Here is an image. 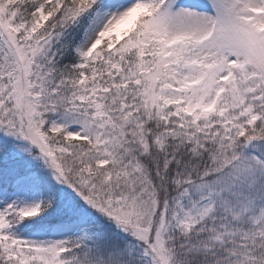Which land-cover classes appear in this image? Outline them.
<instances>
[{
    "label": "snow or ice",
    "instance_id": "snow-or-ice-1",
    "mask_svg": "<svg viewBox=\"0 0 264 264\" xmlns=\"http://www.w3.org/2000/svg\"><path fill=\"white\" fill-rule=\"evenodd\" d=\"M0 264H264V0H0Z\"/></svg>",
    "mask_w": 264,
    "mask_h": 264
}]
</instances>
